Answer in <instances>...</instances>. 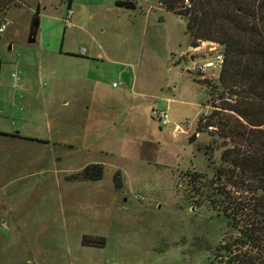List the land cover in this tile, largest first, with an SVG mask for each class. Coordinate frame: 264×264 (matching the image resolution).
<instances>
[{
  "label": "rangeland",
  "instance_id": "obj_1",
  "mask_svg": "<svg viewBox=\"0 0 264 264\" xmlns=\"http://www.w3.org/2000/svg\"><path fill=\"white\" fill-rule=\"evenodd\" d=\"M16 1L0 33V130L49 144L0 138V264H210L237 232L191 204L184 174L211 177L205 151L220 164L222 141L196 131L212 106L192 80L219 47L190 50L186 20L157 0H72L69 18L67 0ZM91 163L100 181L66 180Z\"/></svg>",
  "mask_w": 264,
  "mask_h": 264
},
{
  "label": "trees",
  "instance_id": "obj_2",
  "mask_svg": "<svg viewBox=\"0 0 264 264\" xmlns=\"http://www.w3.org/2000/svg\"><path fill=\"white\" fill-rule=\"evenodd\" d=\"M67 2L70 10L72 0ZM157 2L186 20L190 47L209 42L216 44L223 56L216 82L201 80L199 73L198 80L192 77L197 85H206L212 106L209 114L199 116L196 131L222 141L220 164L215 166L212 152L205 151L208 168L213 170L211 177L195 170L184 174L191 204L198 208L209 205L237 232L213 248L210 264H264V0ZM20 3L0 0V26L10 6ZM116 5L136 9L135 0H119ZM38 19L36 12L32 19L36 29ZM103 172L102 164L91 163L65 178L95 182L102 179ZM113 181L118 189L119 172Z\"/></svg>",
  "mask_w": 264,
  "mask_h": 264
},
{
  "label": "crops",
  "instance_id": "obj_3",
  "mask_svg": "<svg viewBox=\"0 0 264 264\" xmlns=\"http://www.w3.org/2000/svg\"><path fill=\"white\" fill-rule=\"evenodd\" d=\"M69 10V9H68ZM37 37V34H36V36H35V38ZM36 40V39H35ZM197 49H199V47L198 48H196V49H193V48H191L190 47V50H194V51H196ZM50 53H51V55H50V57H49V59L51 58V59H53V58H55L56 59V61L58 62L59 61V57H60V55H61V53H59L58 54V52H57V49H55V48H53V47H51L50 49ZM41 54H42V52H41ZM68 54H70V53H68ZM79 54V53H78ZM66 56H67V54H65ZM78 58H80V59H87V60H89L90 58H82V57H80V56H78V55H76ZM74 59H77V58H75V57H73ZM191 60H193L192 58H190ZM52 60H50V62H51ZM90 61H94V60H90ZM97 61V60H96ZM49 67H51L52 69L54 68V65H52V63H50V66ZM13 74H15V73H13ZM52 75L49 77V80H51V79H53V73H51ZM15 81V80H14ZM15 82H17V81H15ZM15 86H16V83L14 84ZM96 86H98V84H96ZM168 101H170L171 103H174V102H177V103H180L181 101H179L178 99L176 100H174V99H167ZM29 113H31V111L29 112ZM167 115V114H166ZM6 135V134H8V135H15V136H18V137H8V136H3V135ZM26 133H23V131H21V132H17V133H12V132H9V131H6V130H4V129H1L0 130V138L1 139H7V138H9V139H14V140H25V139H27L26 138V136L28 137V138H30L29 137V135H25ZM26 142H36V143H40V144H49V142H47V141H37V140H32V139H27L26 140ZM0 237H2V232H0Z\"/></svg>",
  "mask_w": 264,
  "mask_h": 264
},
{
  "label": "built area",
  "instance_id": "obj_4",
  "mask_svg": "<svg viewBox=\"0 0 264 264\" xmlns=\"http://www.w3.org/2000/svg\"><path fill=\"white\" fill-rule=\"evenodd\" d=\"M68 18L70 17V10H68ZM68 25L70 24V22H68ZM3 32V25L0 26V33ZM81 53L84 54L85 51L81 50ZM223 62V56L221 54V52H218L216 58L214 61H203V63L199 64V63H193V68L192 70L195 71L196 73H199L201 75L204 76V74L208 71L209 68H214L217 69L218 71L220 70L221 64ZM12 78L15 81H18V76L16 74L12 75ZM155 117L162 122L163 124L167 123V119H166V114L164 112L161 113H155Z\"/></svg>",
  "mask_w": 264,
  "mask_h": 264
},
{
  "label": "water",
  "instance_id": "obj_5",
  "mask_svg": "<svg viewBox=\"0 0 264 264\" xmlns=\"http://www.w3.org/2000/svg\"><path fill=\"white\" fill-rule=\"evenodd\" d=\"M38 28V27H37ZM37 29L33 27V24L31 23L30 28V38L28 40L29 43L35 42V36H36Z\"/></svg>",
  "mask_w": 264,
  "mask_h": 264
},
{
  "label": "flooded vegetation",
  "instance_id": "obj_6",
  "mask_svg": "<svg viewBox=\"0 0 264 264\" xmlns=\"http://www.w3.org/2000/svg\"><path fill=\"white\" fill-rule=\"evenodd\" d=\"M39 10H38V8H37V11L36 12H38Z\"/></svg>",
  "mask_w": 264,
  "mask_h": 264
}]
</instances>
